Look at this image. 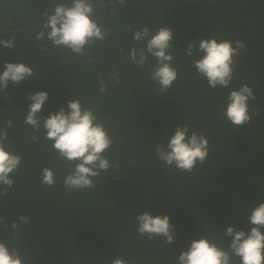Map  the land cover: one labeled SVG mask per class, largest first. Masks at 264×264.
<instances>
[{"label":"trees","instance_id":"trees-1","mask_svg":"<svg viewBox=\"0 0 264 264\" xmlns=\"http://www.w3.org/2000/svg\"><path fill=\"white\" fill-rule=\"evenodd\" d=\"M60 2L69 0H0V39L15 38L12 49L0 46V72L5 62H30L47 78H57L52 86L47 79L28 77L3 92L27 113L32 101L26 95L47 91L41 119L54 109L67 110V102L78 97L115 138L108 155L119 167L102 172L95 189L67 193L63 179L70 166L53 153L52 142L44 139L46 130L32 141L25 116L0 97V128L22 157L14 186L0 196V218L9 225L21 214L31 219L19 229V238L0 225V241L22 250L24 264H110L116 256L130 264H175L180 252L200 236L220 241L229 226L249 231L252 206L264 202V0H104L98 17L111 33L83 56L56 48L46 38L36 39L38 32L48 31L42 28L46 15ZM144 25L173 32L178 79L165 94L148 78L154 60L143 70L127 60L129 49L139 46L133 34ZM212 37L239 39L248 46L228 89L209 88L184 55L189 43ZM44 45L61 66L36 55L45 53ZM114 69L121 74L120 83L111 81L107 92L99 93L98 81H108ZM243 84L257 97L250 111L258 108L260 115L238 128L226 120L223 109L228 93ZM9 119L12 128L5 124ZM178 124H188L209 140L206 163L191 174L166 167L155 155V146L166 144ZM44 167L54 170V187L41 183ZM148 210L170 217L176 231L173 243L137 235L136 216Z\"/></svg>","mask_w":264,"mask_h":264},{"label":"clouds","instance_id":"clouds-1","mask_svg":"<svg viewBox=\"0 0 264 264\" xmlns=\"http://www.w3.org/2000/svg\"><path fill=\"white\" fill-rule=\"evenodd\" d=\"M112 0H109L111 4ZM125 4L126 0H117ZM104 8V0H69L55 4L42 26L48 29L37 33L36 39L46 38L56 48L69 50L76 56H83L86 49L92 48L97 42H103L111 33L109 27L101 25L97 9ZM131 31L130 26H125ZM137 45L129 49L127 60L135 64L139 70L145 68L151 58L155 61L149 71V80L158 86V92L167 93L178 79V70L173 64L174 43L173 32L169 27L160 26L153 31L144 25L133 34ZM15 38L0 39V46L12 49ZM47 50V45H44ZM248 46L242 40H217L198 38L184 49V55L191 58L197 74L207 81L209 88L228 89L231 87L236 67L242 53L247 52ZM123 52V49H120ZM201 55L197 56L196 54ZM92 63V57H89ZM34 75L33 68L23 62H5L4 70L0 72V90L7 89L9 84H19ZM121 81V74L114 69L108 81L101 78L97 91L107 92L109 83ZM49 98L47 91L28 93L25 99L31 100L28 105L24 123L31 127L32 141H38L37 135L41 130L44 139L51 141L53 153L70 167L63 179V187L67 193L96 188V178L101 173H108L119 164L109 158V152L116 143L105 123L98 117L92 107L84 106L80 99L67 102V110L61 107L59 111L49 113L40 118L45 102ZM227 105L223 109L226 120L233 127H243L251 123L254 116H259L258 108H251V103L257 97L248 84L238 89H232L227 95ZM8 128L13 127L11 119L6 120ZM158 161L166 167L174 168L181 173L191 174L198 165L206 163L209 155V140L204 133H197L188 124H178L166 144L155 146ZM22 157L11 147L8 132L0 128V196L8 194L15 184V174L20 171ZM41 183L46 187H54L56 174L50 167L41 170ZM250 230H236L229 226L222 234L223 240L209 239L200 236L194 239L190 246L180 252L175 264H264V202L254 204L247 217ZM136 232L141 238L149 241L164 237V242H174L176 234L174 225L168 215H152L151 211H143L136 216ZM31 219L23 214L11 224L0 218L4 229L11 228L14 238H19L22 225H28ZM226 238L230 239L226 240ZM226 242V246H225ZM0 264H24V252L11 247L7 242L0 241ZM110 264H130L123 257L116 256Z\"/></svg>","mask_w":264,"mask_h":264},{"label":"flooded vegetation","instance_id":"flooded-vegetation-1","mask_svg":"<svg viewBox=\"0 0 264 264\" xmlns=\"http://www.w3.org/2000/svg\"><path fill=\"white\" fill-rule=\"evenodd\" d=\"M52 4V2L50 3V5ZM50 5L48 6V8L46 9V10H48L49 8H51L50 7ZM41 16H38L37 17V19H39ZM37 19H35V20H33V22H35ZM33 22H30L29 24H27V27H29V26H31L32 25V23ZM50 50V48L48 47L47 48V51H49ZM39 53V54H38ZM36 55L37 56H42V57H44L46 60H47V63H51L52 65H57V66H61V64L56 60V59H54L53 57H51L50 55H48V53L45 51V53L44 52H38ZM2 62V59L0 58V63ZM30 62H28L27 64H29ZM36 63V61H33V63H32V65L33 64H35ZM1 65V64H0ZM33 68V71H34V75H32L31 77H33V78H36L37 80H42V79H47V80H49V83L53 86L54 85V83H55V80L57 79L55 76L56 75H54L53 77H50V78H47L46 76H44L42 73H41V69H39L38 67H35V66H33L32 67ZM59 79V81L61 80V78H58ZM73 91H75V89H73ZM0 97H2L3 99H5L6 101H8L6 98H7V96H6V94L3 92V90H2V95H0ZM6 97V98H5ZM73 98V97H72ZM8 103L10 104V106L11 107H13V108H15L20 114H22V115H24V116H26L27 115V113L25 112V111H23V109H21L19 106H16V105H14V104H12V103H10L9 101H8ZM65 110H66V107H65ZM53 112H55V109L53 110ZM52 113V112H51Z\"/></svg>","mask_w":264,"mask_h":264},{"label":"water","instance_id":"water-1","mask_svg":"<svg viewBox=\"0 0 264 264\" xmlns=\"http://www.w3.org/2000/svg\"><path fill=\"white\" fill-rule=\"evenodd\" d=\"M0 95H2V90H0ZM6 98V97H5ZM8 101H9V99L8 98H6ZM9 102H11V101H9Z\"/></svg>","mask_w":264,"mask_h":264}]
</instances>
